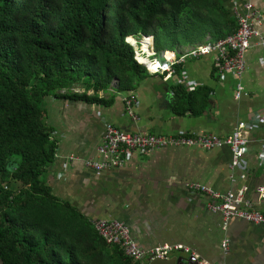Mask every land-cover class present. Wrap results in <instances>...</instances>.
<instances>
[{"label": "trees", "instance_id": "1", "mask_svg": "<svg viewBox=\"0 0 264 264\" xmlns=\"http://www.w3.org/2000/svg\"><path fill=\"white\" fill-rule=\"evenodd\" d=\"M235 29L223 0H0V264H138L45 182L57 151L45 98L106 105L111 85L133 91L150 75L128 35H152L159 52ZM170 87L175 113L208 106L206 87Z\"/></svg>", "mask_w": 264, "mask_h": 264}, {"label": "crops", "instance_id": "2", "mask_svg": "<svg viewBox=\"0 0 264 264\" xmlns=\"http://www.w3.org/2000/svg\"><path fill=\"white\" fill-rule=\"evenodd\" d=\"M236 1L237 4L250 2L255 10L264 14V0ZM223 2L230 9L233 0ZM259 19L255 15L251 18L256 29L262 30L264 22ZM189 46L192 45L175 49L182 51ZM245 60L246 69L240 77L245 89L238 100L234 98L237 78L232 75L219 78L214 73L212 55L190 59L184 64L188 79L209 91L208 106L198 114L175 113L171 105L170 85L173 83L163 81L160 76L161 87L154 84L153 76L140 80L133 91L115 92L111 85L107 91L98 93L112 99L106 105L46 97L45 122L57 139V151L43 175L45 182L59 199L70 201L89 219L106 217L123 221L143 249L165 242L179 243L210 261L264 264V226L238 218L224 223L221 214L206 208V196L186 187L189 181L222 192L245 186V199L264 212V197L257 192V187L264 182V165L258 160L264 122L250 133L243 157L247 170L245 179L239 177L241 168L230 169L231 150L227 146L209 150L197 147L155 149L147 155L135 156L121 168L101 173L83 164L86 158H97L96 147L105 121L127 131L143 133L229 134L240 120L264 110V48L257 38L251 39ZM73 90L81 92L83 88L76 84ZM126 95L138 102L136 120L125 112L123 98ZM71 154L79 160L65 166L66 157ZM223 238L229 240L226 253L220 245ZM173 255L187 258L185 253Z\"/></svg>", "mask_w": 264, "mask_h": 264}, {"label": "built area", "instance_id": "3", "mask_svg": "<svg viewBox=\"0 0 264 264\" xmlns=\"http://www.w3.org/2000/svg\"><path fill=\"white\" fill-rule=\"evenodd\" d=\"M241 8L245 11L243 12ZM230 11L236 22V29L233 33L217 40H210L207 37L182 51L177 49L156 51L153 36L150 34L139 37L128 35L125 37V42L132 46L134 59L145 68L150 76L160 75L165 82L184 84L187 90H193L200 84L188 79L184 64L190 59L212 55L214 73L219 78L227 75L237 78L234 98L238 100L245 89L240 82V77L246 69L245 52L250 47L251 39L257 38L264 48V28L256 29L251 18L255 15L260 18L259 22H264V14L255 10L250 2L237 4L236 0H233ZM123 103L127 115L136 120L137 100L133 96L126 95ZM263 122L264 110H261L245 120H240L229 134L220 136L214 133L197 132L153 134L127 131L105 121L101 140L96 147L97 158H86L83 164L93 172L101 173L111 168H121L135 156L147 155L155 149L197 147L209 150L227 146L231 150L230 169L233 171L241 168L239 177L245 179L247 170L244 169L243 157L250 141V133ZM77 160L79 157L71 154L66 157L65 166ZM258 160L264 165V134L261 138ZM231 177L233 179V175ZM186 187L192 192L206 196V208L213 213L221 214L224 223L231 218H238L254 225L264 226V212L255 209L252 203L245 199V186L238 190L222 192L203 183L189 181ZM257 192L260 197H264V182L257 187ZM91 223L106 243L117 246L125 256L138 264H145L155 258H169L175 252L187 254L194 264H225L222 261H210L200 257L185 244L165 242L149 249H143L131 236L129 227L116 218L96 217L91 220ZM220 245L226 253L229 245L228 238H223Z\"/></svg>", "mask_w": 264, "mask_h": 264}, {"label": "water", "instance_id": "4", "mask_svg": "<svg viewBox=\"0 0 264 264\" xmlns=\"http://www.w3.org/2000/svg\"><path fill=\"white\" fill-rule=\"evenodd\" d=\"M145 264H194L189 258L183 255H172L169 258H155Z\"/></svg>", "mask_w": 264, "mask_h": 264}, {"label": "rangeland", "instance_id": "5", "mask_svg": "<svg viewBox=\"0 0 264 264\" xmlns=\"http://www.w3.org/2000/svg\"><path fill=\"white\" fill-rule=\"evenodd\" d=\"M227 76H231V75H227ZM152 78L154 79V84L157 87H159V85H160V87L162 86V83H161V81H160L158 76H153ZM74 90H79V89H74ZM12 186L16 187V183H12Z\"/></svg>", "mask_w": 264, "mask_h": 264}]
</instances>
